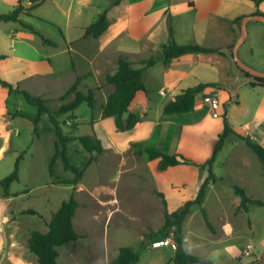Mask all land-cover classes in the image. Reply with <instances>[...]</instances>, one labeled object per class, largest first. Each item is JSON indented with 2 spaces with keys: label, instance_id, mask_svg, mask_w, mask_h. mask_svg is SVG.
Wrapping results in <instances>:
<instances>
[{
  "label": "crops",
  "instance_id": "0c3cea01",
  "mask_svg": "<svg viewBox=\"0 0 264 264\" xmlns=\"http://www.w3.org/2000/svg\"><path fill=\"white\" fill-rule=\"evenodd\" d=\"M20 1L22 6L27 9L19 16L23 23L31 25L37 31V27H34L31 21L23 20L22 16L45 23L60 32L62 39L61 41H54L48 37L54 42V45H49L43 43L38 35L40 40L35 41L31 36V34L35 35V33L22 27L19 22H13L17 24V27L8 31L2 30V27H0V55L4 56L0 60V77L2 79L6 78L8 82L17 84L20 88L28 90L31 94H36L39 97L41 95H38L39 93L34 90L37 89V81H40L42 86L43 80H47L48 83L46 85L54 88L59 82L67 79L68 89L77 76H83L80 82L81 86L100 87V82L107 83L105 80L106 75L115 71L116 60L120 55L126 56L134 67H141L139 64L140 60L157 54L161 46L167 42L168 18L171 20L174 40L177 44L195 43L218 50V52L211 53L185 54L173 59L167 65L159 60L154 65L146 68L143 74L145 90L137 91L129 105V111L139 114L141 120L130 130L118 131L113 124L112 118L102 117L101 105L98 106V112L95 117L91 113L90 117L86 119V122L90 125V133L88 135H93L100 139L103 146L102 153L106 154L109 151L117 156L119 160L118 173H130L134 177L131 183L132 189L140 193L144 200L152 201L151 205L154 202L153 204L160 206V201L163 200L164 208L171 212L174 210L170 207L171 203L177 209L185 201L195 196L198 185L190 192L185 187V184H182L169 173H172L173 170H183L188 174L198 175L199 179V170L195 164H201L210 157L218 134L223 129L224 118L227 119L235 132L255 139L253 133L249 132V126L253 118L264 121V86L256 83L262 90H260L258 101H255L251 120L249 119L243 125L236 127L232 119L229 118L230 106H228L227 110L223 108L224 103L232 102H228L229 93L221 87L222 84L232 81L234 77L230 71L228 57L224 53L220 54L222 52L219 49L221 47H231L234 44L236 40V33L233 28V24L236 22L235 19L240 20L244 16L256 14L257 10H259L260 14H264V0L258 6L252 0H121L119 4L108 10L109 25L97 38L84 37L85 29L108 6L110 0H44L31 9H28L31 5L29 0ZM4 3L13 9L17 5L18 0H0V13L6 12V9H3ZM10 37L11 43L8 40ZM256 38H259L261 40L260 45L264 46V30L252 24L248 27L249 54L254 62L263 66L264 57H254L259 55L260 47L256 43ZM20 43L37 47L38 50L45 46L51 47L52 50L42 56L51 58L52 63L44 71L33 70L29 73H25L23 67L18 66L11 70L13 77H7L8 70L2 64L5 58L12 57L15 61L24 63L27 60L22 50H16L15 48V44L19 46ZM13 44L14 46H12ZM9 46H12V48L9 49ZM29 75L34 77L36 84L26 83L25 78ZM153 80L158 83H164L167 87V92L163 91V87L155 89V84L149 83ZM199 83H217V87H207L202 93L198 94L194 107L189 112L165 115L168 117L159 115L155 119L149 115L151 106L156 105L158 111L162 113L163 106L169 100L173 99L184 89ZM96 84L97 86H95ZM256 85H251L253 86L251 88L252 91H255ZM241 89L242 87L239 91ZM209 92H215L221 102L220 117H213L208 104L202 101V95ZM41 98L46 99L45 97ZM236 101L233 102V105H237L238 109L246 113L248 110L247 98L241 96L239 99L237 97ZM29 105L31 104L26 102L20 94L11 93L8 89L6 92H0V163L5 158V153L11 150L9 160L4 164L3 168L0 167V179L12 171L14 160L17 156L16 152H26L27 156H29L30 150L32 151V145L27 144L28 142L20 146L16 144L22 140V129H26L29 132L30 125L38 117L37 108L34 106V109ZM42 114L39 115L38 120ZM162 115L164 114L162 113ZM74 117V115L71 116V122L69 121L73 131L69 133L71 135H67L77 137L80 135L75 133L78 124L74 122L77 117ZM189 117L191 118L188 119ZM32 118L34 119L32 120ZM184 118L187 119L183 120ZM58 121L62 125V121ZM161 122L180 126L178 135L174 136L168 134V131L159 130L158 127ZM253 126L256 129L254 124ZM47 127L49 132L54 131L52 125H47ZM51 138H53L50 141L54 148L56 136ZM25 139H28L27 136ZM41 140L42 136L38 134L35 136V141L31 143L40 142ZM75 140L69 142H74ZM198 142L199 146H197ZM202 144H204V147L199 153L198 151ZM149 148L166 154H177L188 159L194 165L181 163L159 170L158 159L150 160L147 157L146 150ZM67 150L69 151V143L67 144ZM220 152L216 155L213 165L219 163L225 166L227 170L223 172V175L214 174L217 180L208 184L205 195L206 199L209 191H214V199L216 200L214 208L212 207L215 216L214 220L210 219L208 211L207 216L215 232H211L203 220L207 232L203 235L195 233L193 224H198L199 221L195 218L194 212L190 210L182 225L185 249L190 253L209 256L218 263L254 264L249 259V256L243 255L245 247L248 244L253 245L248 241L243 245V240L245 239L244 233L252 230L251 209L253 206L258 205L249 206L247 211L239 208L240 199H237V195L231 187L232 185H237L243 188L247 195L264 201V197L253 193L261 189V186H259L260 181H257L252 175L254 171L248 162V158L244 159L237 152H228L220 160ZM194 155L198 156V161L193 159ZM20 160L23 161L24 157ZM229 168H231L230 172L228 171ZM263 169L262 167V170H260L261 174H264ZM236 173H238L237 176ZM135 179L141 182H137ZM262 179L264 180V178ZM26 181L22 178L20 166L18 180L11 183L8 196H4L0 186V264H21V254L23 253L20 252L23 247L22 238L27 243L29 234L33 231L17 222L16 215H32L24 213L25 210L30 209L37 211L39 213L37 216H39L45 228L41 232H45L47 230V221L53 212V210H50L45 216L41 211L39 212L31 207L19 208L15 211L14 199L25 197L32 190L28 188ZM218 181L221 184H217L219 185L217 187L216 182ZM20 182L23 183L24 189L21 193L13 192L12 186ZM59 185H61L59 180L50 179L43 181L38 186L49 189ZM224 185L230 187L234 195H236L232 194L235 197L233 198L235 201L233 205L228 206L223 203L227 196L219 191V187L226 188ZM153 190H155V193ZM43 197L46 202H49V196L44 194ZM146 204L149 203L146 202ZM103 207H107L103 212L105 214L104 218H107L105 224L107 222L109 224L108 219L110 220L111 212L119 213L121 211L119 200H111L110 203L104 204ZM203 207L205 208V206ZM117 209L119 211L115 212ZM162 213L163 219L157 230L156 228L150 229L151 227L145 226L141 231V239L149 232H158L164 221V212ZM244 215H248V218L245 219ZM74 218L73 225L75 228ZM141 218L143 217L138 216L139 221ZM243 222L245 232L242 231L243 228L241 229ZM108 228L109 225L105 226V229L108 230ZM84 238L83 236L76 241ZM142 241L144 242V240ZM262 243L264 245V241ZM73 245L70 247L72 248ZM263 245L262 255L259 257L260 261L264 260ZM23 248L28 250L27 246ZM86 249L91 261L98 263V260H100L98 264H109V261L117 255L119 250L118 248L116 255L110 254L111 246L107 235L103 239L101 247L97 246L95 239H91L86 243ZM143 251L146 261L142 263V256L139 255L140 258L136 264H174L175 250L170 247L152 248L144 242ZM252 255L254 256L253 252ZM256 264H259V262Z\"/></svg>",
  "mask_w": 264,
  "mask_h": 264
},
{
  "label": "rangeland",
  "instance_id": "374dc122",
  "mask_svg": "<svg viewBox=\"0 0 264 264\" xmlns=\"http://www.w3.org/2000/svg\"><path fill=\"white\" fill-rule=\"evenodd\" d=\"M3 9H6L5 11L7 12L12 8H10L8 4L4 3ZM22 19L25 21H31L33 26L37 27L38 31H40L43 36L47 38L49 37L54 41H61L62 38L60 32L52 29L49 25L35 19H27L26 16H22ZM0 27H2V30L8 31L11 28H16L17 24L13 22H0ZM29 33L31 34V32ZM31 36L35 41L40 40V38L36 34H31ZM8 40L10 41L9 43H11V37ZM256 43L260 45L261 40L259 38H256ZM12 46H14V44ZM12 46H9V49L12 48ZM15 48L16 50L21 49L27 60L24 63L15 61L14 59H12V57L5 58L2 61V64L8 70L6 75L9 78L13 77L11 70L18 66H22L25 73H29L33 70L44 71L49 67L50 63H52L51 58L42 56L43 54H48L52 50L51 47L45 46L43 48H39V51L37 47L20 43L19 46L15 44ZM262 56L264 57V46L260 45L259 55H255L254 57L260 58ZM4 79L7 80L6 78ZM25 80L26 83L33 85L36 84V82L34 81V77L31 75L27 76ZM46 81L47 80L42 81V86L40 81H37V89L34 91H37V93H39L38 95H41L40 97L49 99L47 104L52 111H55L61 102H67L72 98V96H69L63 101L59 100V97L66 91L68 87V80H62V82H59L58 85L54 88L46 85L48 83V81ZM149 83L155 84V89H160V87H163V91L167 92V87L164 83H158L156 80H153ZM100 85V87H98L97 84L95 85L97 87H84L79 84L78 89L83 93H87L89 89H92L94 91L96 103L94 105V108L90 109L88 108L87 104L83 102L80 104V106L77 107L75 111L59 115L58 120L62 121V125L60 126L65 134H69L71 133V131H73L71 125H69V121L71 120V116L73 115L77 117V119H74V122L78 124L75 133H78L79 135L90 133V125L88 122H86V119L90 117L91 113H93L94 117L97 115L98 106L102 105L105 102L107 96L113 91V87L105 82H100ZM256 86L257 87H255L254 89L255 91H252L251 88H253V86H251L250 84H246L242 86V89L239 91L238 98L240 99L241 96H244L248 100V110L246 113H243L240 109H238L239 107L237 105H233V102L224 103L223 105V108H225L226 110L228 106H230L229 118L232 119L236 127L243 125L245 121L249 119L251 120L252 118L255 101H258L261 92L260 90H262L258 85ZM6 91V87H3L0 84V92ZM29 106L35 109L34 106ZM150 108L151 109L149 115L154 119L158 118L159 115L165 116L158 111L156 105H153ZM105 118H112L114 124L113 117ZM190 118L191 117H189L188 119ZM33 119L34 118H32V120ZM185 119L187 118H184L183 120ZM251 122L252 123H250L249 132H252L255 136V140L260 142L264 146V121L253 118ZM253 124L255 125L256 129L258 128L257 130L254 129ZM47 125H52V123L50 122L48 115L46 113H43L40 116V119L36 122L35 134L33 133L34 124H32L29 127V132L26 129H22V140L16 143L17 146L25 145L27 142V144L32 145V151L30 150L29 156H27L26 152L18 151L16 152L17 156L14 160L16 161L17 157L20 154L21 157H24L23 161L19 160V168L21 166L22 178L24 180H27L26 182L28 183V188H31L32 190L29 191L28 195L25 197L15 198L13 205L15 211H17L19 208L31 207L37 209L39 212L41 211V213L45 214L46 216V214L49 213L48 211H54L55 209H57L60 202L64 199H67L70 195H73L76 198L79 206L76 209V214L74 216L75 229L80 234H82V237L84 236L85 238L79 241H74L77 243L69 242L61 246L58 251L59 258L57 259V264H98L100 260H98V263L90 260V256L88 255L86 249V243L91 239H95L97 242V246L101 247L102 241L106 237V235L109 238L111 255H116L117 250L120 246H130L134 250L138 251L139 255L142 256V263L146 261L143 251L144 242L150 245L152 241L159 238H174L171 230H167L163 233H159L157 231L149 232L144 235L143 239H141V231L145 228V226H147L148 228L151 227L150 229L156 228L157 230V227L161 224L163 219L162 212H164L165 205L163 203V200L160 201V206H156V204H153L154 202L151 205L152 201L148 202L144 200L143 196H141L140 193L132 189L131 183L134 177L130 173H118L119 160L114 153H110L108 151L106 154H96L95 152L89 154V152H87L79 143L78 139H76L74 142H69V151L67 150V155L70 161L73 164L77 165L82 171L80 178L77 181L72 182V180L75 178L74 174L70 170L64 169L63 163L60 159H57L54 162V171L53 174L50 175L47 170V165L49 159L51 158L50 156H52V153L54 152V148L50 140L53 139L51 137L55 135L54 131L49 132L47 130ZM158 129L166 132L168 131V134L176 136L180 131V126H175L173 124L169 125L167 123L164 124L163 122H161ZM38 134L42 136V140L40 142L31 143L32 141H35V136ZM26 136L28 139H25ZM197 146H199V142L197 143ZM203 147L204 144L201 145L200 150L198 151L199 153H201ZM24 149L26 150V148ZM220 151V160L224 156V154L228 152H237L239 155H242L244 159L248 158V162L250 163L252 170L254 171L252 175L254 176V178H256L257 181H260L259 186H261V189H259L258 192L253 193L260 195V197H264V180L262 179L264 178V174L260 173V170H262L263 166L257 156L253 153L252 150H250L249 147H247L244 141L240 139L230 138L229 140H226ZM10 152L11 150L5 153V158L0 163V167L3 168L4 164L9 160ZM194 156L195 157L192 156L193 159L197 160L198 156ZM231 168L228 169L229 172L231 171ZM226 170V167L220 165L219 163H215V165H213L212 167V171L216 175H223V172ZM169 174L176 177L180 182H182V184H185V187L190 190V192L198 185V175L194 176L193 173L188 174L183 170H173L172 173ZM205 174L206 172H204V175ZM237 174L238 173H236V176ZM50 179L59 180L61 185L54 188L51 187L49 189L41 188L40 186H38L43 181ZM232 180L234 181L233 178ZM136 181L141 182L140 180ZM22 182L15 183L12 186V191L21 193V191L24 189V185ZM217 184H221V182H216V186L218 187L219 185ZM224 186H226V188L219 187V191L223 195L227 196L223 203H226V205L228 206H230L231 204L233 205L235 202L233 198L235 197H233L232 194L234 195V193L230 189V187H228L227 185ZM153 192L155 193V190H153ZM142 193L145 194V192L143 191ZM44 194L45 196H49V202H46V200L44 199ZM237 199H240L238 195ZM111 200L120 201L121 211L117 209L115 210V212L119 211V213L111 212L110 220L108 219L109 224L108 222L107 224H105L107 218H104L105 214L103 212L107 207H103V205L110 203ZM146 202L149 204H146ZM215 202L216 200L214 199V191L210 190L203 206H205L206 208L205 211H208L211 220H214L215 217L212 210V207L214 208ZM170 207L174 210L176 209V207L174 208L172 206V203ZM191 210L194 212L193 214L195 218H197V220L199 221L198 224H193L194 232L202 235L205 234L207 232V228L205 224H203L204 219L202 213L199 211V206L193 205L191 206ZM138 216L143 218H141V220L139 221ZM244 216L245 219L248 218V215ZM16 219L17 222L21 223V225L26 226L27 228H30L32 230H45L42 221L37 215H16ZM250 219L252 220V230L251 232L246 231V233H244L245 239L243 240V245L247 241L250 242L254 246H252L253 249H251L254 253V256H249V259L252 260L254 264H256L257 262H259V264H262L264 263V260L260 261L259 257L262 255V242L264 241V206H253L250 212ZM107 225H109L108 230L105 229V226ZM243 225L244 222L241 224V229L243 228ZM242 231L245 232V229L243 228ZM142 240H144V242ZM21 242L23 247L27 246L24 238H22ZM72 244L74 245L71 248L70 246H72ZM23 247L20 250L21 253L23 252L21 254V264H36L35 256L28 250H24Z\"/></svg>",
  "mask_w": 264,
  "mask_h": 264
},
{
  "label": "trees",
  "instance_id": "16d2710c",
  "mask_svg": "<svg viewBox=\"0 0 264 264\" xmlns=\"http://www.w3.org/2000/svg\"><path fill=\"white\" fill-rule=\"evenodd\" d=\"M31 5L28 9L34 8L44 0H29ZM121 0H110L108 6L103 9L96 18L86 27L84 37L91 36L97 38L101 35L109 25V19L107 17L108 10L119 4ZM256 6L262 0H252ZM27 9L18 0L17 5L10 11L0 13V22H19L22 27L39 35L43 43L54 45V42L48 38H45L39 31L35 30L31 25L23 23L19 16ZM256 14H260L259 10ZM238 19H235L237 21ZM218 52L215 48L205 47L195 43L177 44L174 40V31L171 25V20L168 18V40L163 44L157 54H153L147 59L139 61L141 67L136 68L133 63L130 62L126 56L120 55L116 60V69L112 73L106 75V82L113 86V91L107 96L105 102L101 105L102 117H113L114 125L118 131L130 130L134 125L141 120V116L137 113L129 111V105L132 102L135 94L139 90H145L143 74L146 68L154 65L161 60L165 65L169 64L173 59L179 58L182 55L190 53H211ZM223 54V53H220ZM4 58L0 55V60ZM83 76H77L74 82L69 88L59 97V100L63 101L69 96L72 98L67 102H61L55 111H52L48 106V100L39 96L31 94L25 89L20 88L17 84H12L0 77V84L6 87L9 92L20 94L26 102L35 106L38 110V117L33 120L34 131L36 132V122L39 115L46 113L50 122L53 125L56 141L54 143V153L49 159L47 170L51 175L53 174L54 162L60 159L63 163L65 170H70L74 174L72 182L77 181L82 171L79 167L73 164L67 155V144L69 141L78 139L82 147L92 154H101L103 146L100 139L93 135L83 134L80 136H69L65 134L58 121V116L64 113L75 110L81 103L85 102L89 108L93 109L96 103L94 97V91L89 89L87 93H83L78 89ZM258 82L264 86V79H260ZM256 85V83H251ZM207 87H217V83H199L195 86L184 89L181 93L177 94L173 99L169 100L162 109L164 115L170 114H182L187 113L193 109L196 96ZM235 102H237L235 100ZM230 138L240 139L244 141L247 147L253 151L261 162L264 168V146L250 138L247 135H241L235 132L226 118L223 120V129L218 134L217 141L212 150L210 157L201 164H195L199 170V181L195 196L187 200L177 209L169 212L167 208H164V221L158 232L163 233L167 230H171L176 243L175 255L173 257L174 264H228L218 263L212 258L206 255L190 253L185 249V238L183 233V221L189 214L191 206H199V210L202 213L204 222L211 232H215V229L208 219L207 212L203 207V202L206 195L208 184L217 180L212 171V165L216 155L222 149L226 140ZM148 159H158V169L164 170L169 166L177 164H192L188 159H185L177 154H166L161 151L149 148L146 150ZM21 154L17 157L14 168L10 173L0 179V186L2 187L4 196L9 195V187L12 182L18 180L19 160ZM194 165V164H192ZM206 172L204 175L203 173ZM233 191L239 196V208L247 211L249 206L258 205L264 206V201L258 198H253L246 194L243 188L232 185ZM79 203L73 195H70L67 199L60 202L58 208L52 212L50 219L47 221V230L41 232L33 230L30 232L27 239L28 250L35 256L36 264H56L58 257V248L65 243L76 241L81 238L82 235L76 231L73 225V218L76 214V209ZM24 213L39 215V213L33 209L25 210ZM139 253L130 246L119 247L117 255L109 261V264H136L139 261Z\"/></svg>",
  "mask_w": 264,
  "mask_h": 264
},
{
  "label": "water",
  "instance_id": "95a60500",
  "mask_svg": "<svg viewBox=\"0 0 264 264\" xmlns=\"http://www.w3.org/2000/svg\"><path fill=\"white\" fill-rule=\"evenodd\" d=\"M252 24L264 30V14L247 15L234 22L233 28L236 33L234 44L231 47L219 49L228 57L230 71L234 77L232 81L221 85L229 93L228 102H234L237 99L239 89L243 85L258 83L260 79H264V65L254 62L248 50V27Z\"/></svg>",
  "mask_w": 264,
  "mask_h": 264
},
{
  "label": "built area",
  "instance_id": "2783aa9c",
  "mask_svg": "<svg viewBox=\"0 0 264 264\" xmlns=\"http://www.w3.org/2000/svg\"><path fill=\"white\" fill-rule=\"evenodd\" d=\"M202 101L208 104L213 117L221 116L220 111H219L221 102L215 92H209V93H205L204 95H202ZM173 239L174 238L172 237H164V238L156 239L151 242L150 247L157 248V247L164 246V247H170L175 250L176 243ZM251 249H252V246L248 244L243 251V255L245 256L252 255Z\"/></svg>",
  "mask_w": 264,
  "mask_h": 264
},
{
  "label": "flooded vegetation",
  "instance_id": "af4514ba",
  "mask_svg": "<svg viewBox=\"0 0 264 264\" xmlns=\"http://www.w3.org/2000/svg\"><path fill=\"white\" fill-rule=\"evenodd\" d=\"M244 74H247V72H245V71H242Z\"/></svg>",
  "mask_w": 264,
  "mask_h": 264
}]
</instances>
